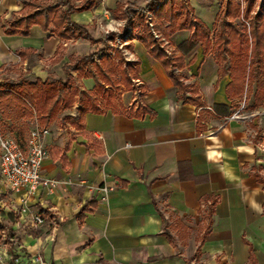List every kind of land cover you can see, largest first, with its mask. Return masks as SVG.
I'll return each mask as SVG.
<instances>
[{"label": "crops", "instance_id": "1", "mask_svg": "<svg viewBox=\"0 0 264 264\" xmlns=\"http://www.w3.org/2000/svg\"><path fill=\"white\" fill-rule=\"evenodd\" d=\"M31 1L47 0H0V72L17 68L29 82L75 80V70L65 73L63 66L99 44L63 41L52 27L43 32L36 25L26 36L4 34L7 22L23 12L22 3ZM88 1L92 6L70 13L69 20L91 40L122 29L116 4H145ZM224 1L186 4L210 27ZM146 14L152 28L153 14ZM187 36L176 32L166 45L177 51ZM116 40L119 48L125 45ZM129 43L126 61L138 64L131 83L143 93L121 92L122 111L85 113L78 126L77 104L62 110L42 137L40 175L57 185L28 196L0 190L2 264H264V182L258 177L264 168V106L231 108L224 94L228 78H217L214 61L198 45L184 56L182 80L196 88L201 107L181 103L160 64L136 39ZM76 86L89 90L92 82L80 79ZM213 106L225 107L228 115ZM101 186L112 188L105 201ZM33 215L42 223L34 224Z\"/></svg>", "mask_w": 264, "mask_h": 264}, {"label": "trees", "instance_id": "2", "mask_svg": "<svg viewBox=\"0 0 264 264\" xmlns=\"http://www.w3.org/2000/svg\"><path fill=\"white\" fill-rule=\"evenodd\" d=\"M73 1L23 2V12L8 21L3 32L6 35L26 36L33 25L43 32L52 27L53 34L60 40L85 38L100 47L72 60L71 65L63 66L65 73L69 69L75 70V80L1 81V118L25 122L33 119L37 127L45 129L60 110H68L73 106L76 93L78 117L73 125L78 126L85 113L103 114L116 109L122 111L118 101L121 92L137 89L141 95L144 90L141 85L135 88L131 83L137 79V62H127L116 51H108V43L113 44L116 38L124 40L123 49L127 52L132 49L129 43L131 39L141 43L147 55L163 68L181 103L201 107L196 88L183 84L181 77L172 72L183 70L184 56L198 45L202 55L210 56L214 61L217 78H228L224 94L231 108H235L241 100L246 110L264 106V12H252L257 0H243L242 9L237 0H225L215 13L210 27L193 17L186 0L184 3L181 0H145V4L139 7H134L133 3H119L115 5L114 16L124 22L122 29L118 34L109 33L98 40H91L84 28L69 20L70 13L87 10L92 2L83 0L74 5ZM146 12L153 14L155 24L151 29L163 37L168 38L180 31L188 32L186 40L171 58L167 59L164 50L153 40L144 20ZM80 79H89L92 82L91 89L79 90L75 85L76 80ZM213 109H223L224 114L228 115L223 106H213ZM12 131L14 142L22 150L26 125L22 122Z\"/></svg>", "mask_w": 264, "mask_h": 264}, {"label": "built area", "instance_id": "3", "mask_svg": "<svg viewBox=\"0 0 264 264\" xmlns=\"http://www.w3.org/2000/svg\"><path fill=\"white\" fill-rule=\"evenodd\" d=\"M237 1L243 4V0ZM147 18H150L149 15H147ZM45 133V129L39 128L35 124L27 132L22 150L16 145L13 138L0 137V178L9 191L13 193L24 191L28 196L33 194L38 187L50 190L57 185L56 181L42 178L40 175L42 162L46 158L42 142ZM111 190L112 188L101 186L99 188L100 200L105 201ZM19 202L22 205V212H25V199H20ZM31 221L34 224L42 223L38 215H33ZM39 261V257L36 256L35 262ZM16 262V259H12V264ZM0 264H2V257L0 258Z\"/></svg>", "mask_w": 264, "mask_h": 264}, {"label": "rangeland", "instance_id": "4", "mask_svg": "<svg viewBox=\"0 0 264 264\" xmlns=\"http://www.w3.org/2000/svg\"><path fill=\"white\" fill-rule=\"evenodd\" d=\"M181 1L183 2V0H181ZM215 5H217L216 2H215ZM134 7H139V6L134 5ZM240 7L242 9L244 7V4H240ZM176 9H178V7H176ZM258 11L260 12V14H262L264 12V0H257L254 3L252 12L256 13ZM146 16H147V14L145 13L144 14V20L146 19ZM152 23L155 24L154 19L152 20ZM147 28L149 29V32H150L153 40H155L157 42V44L160 46V48H162L164 50V55L167 57V59L171 58L174 51L171 49V47L166 45V42H169V40H168L169 37L167 38V37L161 36L160 34L156 33L153 29H151L148 25H147ZM108 47H109V49H108L109 52L114 53L116 51L118 54H120L122 56V58L125 61H126V59H129V56H128L127 52L123 49V47L119 48L118 41L116 39H115L114 43L108 45ZM114 57L116 58V56H114ZM127 62H129V61H127ZM172 72L174 74L179 75L181 77V79H182V77H183L182 70L180 72H177L176 70H172ZM22 75H23V73L21 71H19V69H17V68H15L13 70H9L8 68H5L3 71L0 72V80L1 81L2 80H7V81H10V82H17L19 80H27V79L23 78ZM17 76H19V77H17ZM53 80H56V79L55 78H49L48 81H53ZM182 82H183V80H182ZM71 86L75 88L76 85L74 86V84H72ZM77 100H78V94L76 93V95L73 97V106L75 104H77V102H76ZM241 105H243V101L242 100L237 102V106L235 108L238 109L239 106H241ZM243 110L244 109H242V111ZM58 114H61V110H60V112ZM22 122L24 123V125H26V135H27V132L31 128H33L34 125H35V122L32 119H29V120H27L25 122V121H20L19 119H12L11 120V119H6V118H1L0 117V137L13 138L12 128L15 127V126H19L20 124H22ZM263 167H264V165H263ZM263 172H264V168L259 171L258 177L264 182V173ZM3 189H4V184H3V182H2V180L0 178V190H3ZM20 212H22V208L20 209ZM25 212H23V213H25Z\"/></svg>", "mask_w": 264, "mask_h": 264}]
</instances>
